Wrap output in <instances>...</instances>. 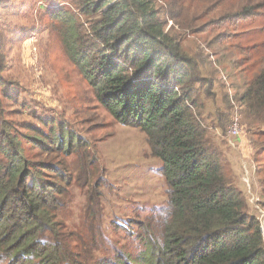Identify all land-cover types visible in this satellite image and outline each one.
Wrapping results in <instances>:
<instances>
[{"label":"trees","instance_id":"1","mask_svg":"<svg viewBox=\"0 0 264 264\" xmlns=\"http://www.w3.org/2000/svg\"><path fill=\"white\" fill-rule=\"evenodd\" d=\"M48 1L69 6L46 9L49 27L97 101L146 135L151 155L162 162L168 203L150 216L134 215L126 227L115 225L120 239L113 238L103 227L108 180L88 143L54 122L22 132L8 119L3 94L0 264H264L262 222L251 215L202 118L203 97L216 96L214 80L184 52V35L172 27L190 32L194 8L184 0ZM247 7L230 19L256 18ZM10 85L0 70V90ZM239 109L259 125L250 134L264 140V69L249 83ZM228 121V114L219 116L212 129L225 132ZM26 143L40 157L35 162ZM260 143L258 157L264 155ZM75 156L76 173L69 163ZM74 187L87 190L86 235L71 233L59 218Z\"/></svg>","mask_w":264,"mask_h":264},{"label":"rangeland","instance_id":"2","mask_svg":"<svg viewBox=\"0 0 264 264\" xmlns=\"http://www.w3.org/2000/svg\"><path fill=\"white\" fill-rule=\"evenodd\" d=\"M4 2L0 7V36L4 39L0 56L4 67L0 70L11 85L0 90V96H7L3 104L10 111L8 119L26 134H32L36 126L41 128L42 122H54L76 131L88 143L99 171L105 172L108 180L102 189L103 227L110 236L120 239L114 234L115 225L126 227L136 218L134 215L147 217L167 205L166 178L160 173L162 162L151 155L141 130L121 124L101 106L65 55L58 36L49 27L46 9L56 4L61 9L69 6L48 0ZM184 2L194 8L192 30L178 31L172 22L169 26L184 35V52L201 64L206 77L214 80L216 96L203 97L202 118L210 137L223 150L232 178L246 195L251 215L261 220L264 236V155L256 154L264 140L250 134L249 130L257 132L259 125L238 113L249 83L264 69V0ZM244 6L258 15L234 23L232 14H238ZM226 114L229 121L225 132L213 130L215 120ZM25 151L34 162L40 158L30 144H25ZM69 163L76 173L77 156ZM86 199L87 190L74 187L67 207L60 213L59 218L71 233L87 234Z\"/></svg>","mask_w":264,"mask_h":264},{"label":"built area","instance_id":"3","mask_svg":"<svg viewBox=\"0 0 264 264\" xmlns=\"http://www.w3.org/2000/svg\"><path fill=\"white\" fill-rule=\"evenodd\" d=\"M234 133L235 134L239 133V129L237 128V126L234 127Z\"/></svg>","mask_w":264,"mask_h":264}]
</instances>
